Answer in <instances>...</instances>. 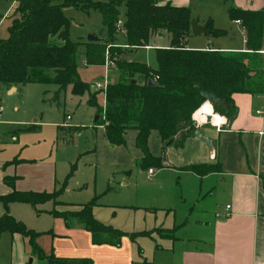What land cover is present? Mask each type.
<instances>
[{
	"label": "trees",
	"instance_id": "obj_1",
	"mask_svg": "<svg viewBox=\"0 0 264 264\" xmlns=\"http://www.w3.org/2000/svg\"><path fill=\"white\" fill-rule=\"evenodd\" d=\"M162 0H20L14 10V19L8 28V38L0 39V96L2 88L30 84H53L59 91L71 87L73 95L88 93V104L96 108L98 117L94 126L104 128L105 139L111 146L125 145L124 134L135 131V146L143 153L140 168L162 169L161 159L153 158L147 149L151 132H156L162 145L181 148L197 130L192 116L205 103L202 92L213 94L218 100L212 105L213 113L226 119L230 127L237 115L232 97L235 94H264V57L258 52L264 48V11L228 10L231 22L239 21L245 31V52L222 53L213 50H189L186 47L190 32V11L186 7L161 4ZM163 3V2H162ZM125 14L120 22L121 7ZM64 8L85 13L98 12L106 30L100 43H71L68 38L69 20ZM209 33L214 31L210 22L205 24ZM124 32V33H123ZM169 38V46L155 48L156 69L145 64L127 62L121 58L126 51L150 47L158 35ZM118 35H123V44ZM56 40V41H55ZM84 49V64L104 67L105 62L123 72V83L108 85L104 94L106 107L97 105L90 87L81 82L77 73L76 49ZM127 49V50H126ZM111 68V69H113ZM49 73V74H48ZM137 77L141 78V81ZM30 127L26 131H31ZM12 164L11 163H7ZM220 170V165H191L181 171L204 176ZM76 171L71 165L61 190L52 193L19 192L12 190L0 196L3 214L0 216V237L20 235L28 240L32 252L46 264H92L86 259H61L53 254L46 256L36 245L42 235L29 230L9 213L10 204H25L32 208L46 203L57 206L66 181ZM14 179L6 178L12 188ZM96 198L82 205L78 211H51L70 228L74 223L91 234L93 245L119 247L123 238L134 241L153 232L127 235L105 226L92 217ZM171 237V231H157Z\"/></svg>",
	"mask_w": 264,
	"mask_h": 264
},
{
	"label": "crops",
	"instance_id": "obj_2",
	"mask_svg": "<svg viewBox=\"0 0 264 264\" xmlns=\"http://www.w3.org/2000/svg\"><path fill=\"white\" fill-rule=\"evenodd\" d=\"M187 2L188 0H167L163 4L184 7ZM233 2L237 8H242L244 11H264V0H238V3L233 0ZM17 4L18 2L12 4L14 10ZM7 13L0 15V23L3 22ZM206 21H203L202 24L198 22V24L205 26ZM191 37L188 38L186 44L189 50H213L222 53L245 52V45L241 49L229 47L213 49L209 46L189 47L188 42ZM164 38H167L166 44L159 45ZM150 45V47L140 50H153L155 59L154 49L168 47L169 38L159 34ZM148 67L155 70L156 61L155 65ZM114 71L116 70H109L113 73ZM112 84L116 83L110 82L107 85ZM21 87L23 86L2 89L9 91L8 95H12L20 91ZM102 95L104 98L103 93ZM99 97V95L96 96L98 106L100 105ZM232 100L237 109V115L230 127H227L224 117H222L224 122L218 126L213 123V115L216 114L213 113L212 106L206 102L199 108L200 110L205 104L211 106L212 115L203 112L200 114L206 117V122L200 123L199 119H194L196 112L192 116L197 131L210 141L211 148L205 146L195 136L185 140L181 148L166 147L162 145L157 133L151 132L147 140L148 152L153 158H160L163 165L162 169H149L152 171L151 174H149V170L143 171L140 168L143 153L135 146V131H127L124 134L125 143L128 133L132 135V138L127 142L129 148L111 147L105 139L102 126L90 127L95 136L93 146L98 142L96 139L100 138L102 139L100 146L103 151L111 154L112 158L109 162L103 161L104 167L108 169L116 167L123 170L111 175L102 172L101 179L107 183L101 191H96L97 175L94 173V190L88 195L90 198L88 202L96 198V205L92 209L93 219L127 235L153 232L148 237H136L134 241L123 238L119 247L96 246L92 244L91 234L78 224L74 223L70 228L66 227L62 219L50 215L51 211H78L85 203H79V199L71 200L70 195L78 197L77 195L88 189L85 186L77 189V183L70 186L69 182L67 184L68 180L56 199L57 206L49 202L51 209H38L44 207L45 204L32 208L37 212L36 219L42 215L51 219L49 221H52V225L47 231H44L46 229H37L19 215L20 208L15 205L25 204H10L8 210L11 216L16 221H23L29 230L42 234L36 239V245L43 254L46 256L53 254L56 258L61 259H86L90 260L92 264H264V94H235ZM1 104L2 94L0 96V109H2L0 119L4 111ZM105 107L104 100L101 108L105 109ZM71 120L72 117L69 121ZM95 122L93 121V124ZM2 123L4 125L17 124L15 122H0V124ZM64 126L66 123L57 125L58 128ZM70 127L74 129L72 136L79 135L81 128L86 129L83 126ZM26 130L28 129L19 131L26 132ZM18 135L11 136L14 145L9 148L11 158H0V196L7 195L12 190L34 193H52L61 190L66 178L64 177L62 185L57 181V164L55 157H51L52 151L50 150L47 154L48 149L44 147L41 157L29 159L30 157L25 156L24 152L18 153L19 147L28 145V141L24 140L22 136L20 141ZM234 144L236 148H233ZM32 146L40 148L39 143ZM88 153L92 154V151L87 150L81 153L76 160L85 157ZM115 154L118 156L117 159H113ZM11 162L12 164L6 165ZM215 163L220 165V170L204 176L181 171L182 168L191 165H214ZM132 164L138 167L141 173L146 172L149 178L158 172L173 171L177 182H175V189L171 194H167L163 186L156 184L158 185L157 190L144 196L154 201L152 205L136 206L132 208L134 212L125 214L122 210L118 211L117 207H110L107 200L119 190L118 187H112L116 180H122L123 188L127 186L126 180L130 178L131 170H126H129L128 168ZM6 178L14 179L12 188L5 184ZM60 185L61 188L57 190ZM170 201L176 203L173 205L174 208L167 205ZM226 206L230 207L228 214L225 211ZM49 221L47 223L50 225ZM58 221L64 227L72 229L65 234L69 241L72 237L75 241L70 243L66 249H58L53 241ZM159 230L171 231L172 236L170 238L163 237L157 232ZM4 235L8 234L1 236ZM8 237H10L11 243L9 264H46L32 252L27 239L20 235H8ZM52 243L55 249H53ZM59 250L60 252H58Z\"/></svg>",
	"mask_w": 264,
	"mask_h": 264
},
{
	"label": "rangeland",
	"instance_id": "obj_3",
	"mask_svg": "<svg viewBox=\"0 0 264 264\" xmlns=\"http://www.w3.org/2000/svg\"><path fill=\"white\" fill-rule=\"evenodd\" d=\"M121 1L124 2L126 0ZM234 1L238 3V0ZM14 2H16V0H0V15H5L8 12L3 22L0 23V39L8 38V28L14 19V8L12 7ZM162 2H167V0H162ZM162 2L161 4L164 5ZM184 7L189 9L191 19L197 20L199 24L207 20L206 23L210 22L212 30H219L225 33V35L220 37H215L214 35L191 37L188 42L189 47L209 46L213 49H223V47L241 49L244 47V36L241 28L232 23L228 17V10L230 8L243 10L242 8H237L233 0H188L187 5ZM119 11L120 22H122L125 14L124 7L122 6ZM63 14L69 20L68 38L71 43L86 42L87 36L89 35H96L101 39L106 37V30L102 23V17L98 12L91 11L85 13L73 8H64ZM209 17L210 19H208ZM233 34H235V36H233ZM118 37L120 43L123 44V41H121L123 35H118ZM166 42L167 38H164L159 45H165ZM121 58L127 62L145 64L148 66L155 65L153 50L126 51L122 54ZM76 66L81 82L90 87L89 93L92 95L99 92L97 95L100 96V107L104 104L105 100L102 95L104 89L96 91L94 84L99 83L105 88L110 82L118 84L126 80L123 72L118 69H115L116 71L113 73L109 72L105 67L86 66L84 64V49L81 46L76 49ZM137 78L141 81L140 77ZM21 88L20 91L12 95H8L9 91H5L4 89L1 91V106L4 111L0 122H15L17 124H0V158H11V150L9 148L13 145L11 136L14 134H19L18 137L20 141L21 136L24 140L28 141V145L19 147L18 153L24 152L25 156L30 157L29 159L41 157L42 152H44V147L48 149L47 154H49L51 150V157H55L57 164V181L61 182V185L67 174H69L71 165L76 164V172L68 179L67 184L69 182L71 186V184L77 183V189H80L82 186L88 189L86 188V192L77 195L78 197L70 195L71 198H69L71 200L79 199V203L86 204L90 200L88 195L94 190V173L97 175L96 191H101L103 186L107 183L105 180L101 179L102 172L111 175L112 173L123 171L116 167L108 169L102 164L103 161L107 163L112 158L111 154L104 152L101 148L100 141L102 139L97 138L96 140L98 142L93 146L95 136L94 131L91 130L90 127L94 126L93 121L97 115L95 114L96 108L88 104V93L82 96L73 95L71 87H68L65 91H59L58 87L53 84H30ZM67 116L72 117V120L67 122ZM62 123H66V126L58 128L57 125ZM33 125L36 126L32 129L33 131H19L29 129ZM70 126H83L86 129L81 128L79 135L75 134L76 136H72L74 129ZM55 137H57L56 141ZM130 138H132V135L128 133L125 145L110 146L129 148V143L127 146V142ZM103 142L105 143L104 140ZM37 143H39L40 148L32 146ZM158 147L157 145V149ZM233 148H236L235 144ZM87 150L92 151V154L88 153L85 157L76 160L81 153ZM117 158L118 156L115 154L113 159ZM128 169L129 170L126 171L131 170V174L130 178L126 180L127 186L123 188L121 184L122 180H116L112 187H118L119 190L107 200L109 201L108 205H110V207H117L118 211L122 210L125 214L134 212L132 208L136 206L152 205L154 201L144 196L145 194L154 193L158 187L156 184L161 185V187L163 186L167 194H171L175 189L174 185L177 179L173 171L168 173L158 172V174L149 178L146 172L141 173L139 168L135 167L134 164ZM61 185L57 187V190L61 188ZM167 205H171L170 208H174L173 205H176V203L170 201ZM15 206L20 208L19 215L24 217V219H26L25 221L30 225L35 226L37 229H46L44 231H47V229L51 227L52 221H49L51 219L45 215L36 219L35 215L37 212L33 211L32 207L29 205ZM38 209H51V205L47 203L44 207L42 206ZM3 211V206L0 203V216ZM48 221L51 222L50 225L47 223ZM56 226L53 241L58 249H66L70 243H74L75 241L73 237L69 241L65 234L72 229L64 227L60 221H58ZM27 228L29 229V227ZM10 244V237H8V235L0 237V264H9ZM53 249L55 248L53 247ZM58 252H60V250Z\"/></svg>",
	"mask_w": 264,
	"mask_h": 264
},
{
	"label": "water",
	"instance_id": "obj_4",
	"mask_svg": "<svg viewBox=\"0 0 264 264\" xmlns=\"http://www.w3.org/2000/svg\"><path fill=\"white\" fill-rule=\"evenodd\" d=\"M190 32H191V36L192 37H199V36H206L208 35L209 31L207 29L206 26H200L198 24L197 20H193L190 22ZM103 39H101L100 37L96 36V35H89L87 36L86 42L87 43H100ZM201 96L203 97V99L205 100V102L209 103L211 106L213 104H216L218 102V100L215 98V96L213 94H208L206 92H202ZM98 118L96 117L94 119V122L97 120ZM194 136L197 137L205 146H207L208 148H211V144L210 141L205 139L200 133L199 131H195ZM171 145V143H167L166 147H169Z\"/></svg>",
	"mask_w": 264,
	"mask_h": 264
},
{
	"label": "built area",
	"instance_id": "obj_5",
	"mask_svg": "<svg viewBox=\"0 0 264 264\" xmlns=\"http://www.w3.org/2000/svg\"><path fill=\"white\" fill-rule=\"evenodd\" d=\"M19 1H20V0H16V2H19ZM234 23H235L237 26H239V27L241 28V30H242V34H243V36L245 37V31H244V29L241 27L240 22H239V21H235ZM121 25H122V23H121V22H118V24H117V28L119 29V28L121 27ZM123 33H124V32H123ZM258 53H259L261 56L264 57V48H263L261 51H259ZM104 67H105L107 70H110L111 68H113V63H112V62H109V61H106ZM94 86H95V90H96V91H101L102 89L105 90V88H103V87L101 86V84H99V83L94 84ZM104 90H103V91H104ZM1 110H2V109H0V111H1ZM66 120L69 121V120H70V117H67ZM151 173H152V171L149 170V174H151ZM229 209H230L229 206H226V207H225L226 214H228L227 212L229 211ZM216 216L219 217L218 215H216Z\"/></svg>",
	"mask_w": 264,
	"mask_h": 264
},
{
	"label": "clouds",
	"instance_id": "obj_6",
	"mask_svg": "<svg viewBox=\"0 0 264 264\" xmlns=\"http://www.w3.org/2000/svg\"><path fill=\"white\" fill-rule=\"evenodd\" d=\"M207 113L208 115H212V108L210 105L205 104L196 114H194V119L198 118L200 123L206 122V117L201 116L200 113ZM224 122V118L220 117L219 115H213V123L217 126Z\"/></svg>",
	"mask_w": 264,
	"mask_h": 264
},
{
	"label": "bare ground",
	"instance_id": "obj_7",
	"mask_svg": "<svg viewBox=\"0 0 264 264\" xmlns=\"http://www.w3.org/2000/svg\"><path fill=\"white\" fill-rule=\"evenodd\" d=\"M206 103H207V102H206ZM196 113H197V112H196ZM196 113H195V114H196ZM201 113H202V112H201ZM201 113H200V114H201ZM203 116H204V115H203ZM197 119H198V118H197Z\"/></svg>",
	"mask_w": 264,
	"mask_h": 264
}]
</instances>
